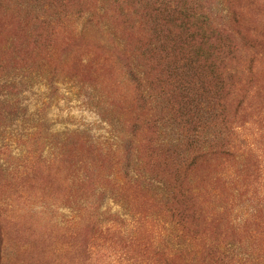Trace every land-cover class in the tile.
Here are the masks:
<instances>
[{
	"label": "rangeland",
	"instance_id": "1",
	"mask_svg": "<svg viewBox=\"0 0 264 264\" xmlns=\"http://www.w3.org/2000/svg\"><path fill=\"white\" fill-rule=\"evenodd\" d=\"M0 264H264V0H0Z\"/></svg>",
	"mask_w": 264,
	"mask_h": 264
}]
</instances>
